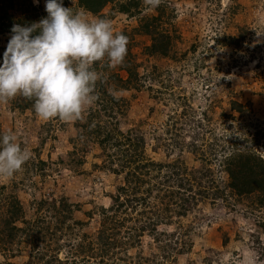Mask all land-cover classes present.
Masks as SVG:
<instances>
[{"label":"rangeland","instance_id":"rangeland-1","mask_svg":"<svg viewBox=\"0 0 264 264\" xmlns=\"http://www.w3.org/2000/svg\"><path fill=\"white\" fill-rule=\"evenodd\" d=\"M68 1L75 9V0ZM137 1L141 6L139 14L134 17L119 14L114 5L109 6L116 13L111 18L116 32L130 31L138 26L140 19L157 15V9L146 10L142 0ZM31 3L37 4L36 0ZM161 6L165 12L157 27L170 36V56H148L145 51L151 43L150 37L138 34L129 42L131 53L137 57L136 62L142 63L139 69L141 78H145L139 81L141 86L138 88L117 93L128 101L127 115L120 127L123 131L129 126L142 129L147 141L145 153L154 160L179 159L184 163L188 177L199 168L209 167L219 183L225 177L218 166L220 153L217 160L213 159L209 145L216 144L215 151L219 152L235 133L228 123L222 126L218 122L223 107L227 110L228 100L251 101L254 123L264 129V0H163ZM17 8L11 10L15 16ZM86 15L89 20L96 19ZM239 29H247L241 47L218 42L223 37H237ZM11 37L10 34H0V48L4 53ZM112 72L125 78L118 66ZM96 102L90 108L95 109ZM72 123L58 118L41 120L29 110L20 112L11 108L9 103L0 104V134L14 133L17 141L22 140L23 147L26 146L31 153L27 165L12 178L0 180V187L4 185V192L9 193L11 184L17 182L18 198L33 219L46 210L31 207L33 200L41 202L46 199L55 203L63 198L71 205L79 204L80 210L73 213V219L83 223L81 234L93 238L102 225V218L95 209L109 206V195L116 193L122 178L100 167L103 156L93 144L87 148L79 169L74 171L59 164L69 160L68 154L72 150L69 139L75 135ZM42 125L50 132L48 138L44 134L43 144L38 133ZM222 135L226 137L220 138ZM194 137L197 150L191 152L189 143ZM158 138L179 140L185 142V146L168 157L162 149L154 151V139ZM254 150L264 157V136ZM40 160L44 166L32 170L30 162ZM130 210L128 213H132ZM89 211L95 213L88 216ZM245 211L249 218L244 217ZM259 213L264 216V211L251 213L247 207L235 204L232 198L198 203L185 216L173 218L170 225L158 227V231H164L166 235L163 248L159 250L157 247L160 246L147 236L137 242L126 236L125 229L131 225L126 222L120 233L124 244L118 243L116 254L104 262L129 264L138 253L149 256L158 251L159 258L154 264H264L262 245L258 246L253 237L260 233L253 222L259 219ZM62 235L61 244L65 246L61 248L59 259L68 258L70 264L72 255H76L79 239L69 243L65 230ZM224 237L228 241L226 245L223 244ZM259 237L264 244V235ZM183 240L187 244L179 253ZM17 247L14 255L1 252L0 264H39L30 255L33 246L29 242L23 239ZM44 247V244L39 246ZM164 256L167 258L162 259ZM85 261L88 263H83L80 256L74 257L75 264L96 263L94 260H91L93 263Z\"/></svg>","mask_w":264,"mask_h":264},{"label":"trees","instance_id":"trees-1","mask_svg":"<svg viewBox=\"0 0 264 264\" xmlns=\"http://www.w3.org/2000/svg\"><path fill=\"white\" fill-rule=\"evenodd\" d=\"M63 4L65 7H70L68 0H63ZM111 4L114 5L116 12L127 17L139 14L138 8L141 6L137 0H75L73 10L82 9L86 14L96 18L111 19L116 14L112 8H109ZM45 5L46 0L43 2L40 0L36 5H33L31 0H0V34L12 36L14 25H29L46 18L48 13ZM15 7H18L14 10L18 13L17 16L11 13ZM157 11V15L140 19L138 26L131 28L130 31L120 32L129 38V42L138 34L150 37L151 43L145 52L151 58L168 57L171 49L169 34L157 27L165 11L162 6L157 8ZM246 31L247 29H239L237 37H223L218 42L239 48L244 41ZM127 47L125 62L118 66L125 73V78L121 77L120 73L112 72L115 68H109L106 60L94 65V69L100 75L95 89L97 107L88 109L84 118L73 121L75 135L69 139L72 144V150L68 154L69 160L59 163L74 171L79 169L87 148L93 144L103 156L100 167L117 177L121 176L122 183L117 185L116 193L109 195V206L95 209L102 218L100 229L95 232L93 238L85 233L81 234L83 223L73 219V213L80 210V205H71L63 198L55 203L46 199L41 202L33 200L31 207H37L38 210L46 209L39 217L33 219L24 210L17 194L18 183L14 182L10 186L9 193L4 192V185L0 187V253L14 255V249L18 248L17 246L24 239L33 246L30 255L39 264H69L68 258L59 259L61 248L65 246L61 244V238L64 236L62 233L65 230L69 243L79 239L76 255H72L70 264H75V256H80L83 263H88L85 261L87 259L89 262H96L93 264H105V260L109 261L106 258L111 260L116 254L118 243L124 244L120 233L126 222L131 223L125 229L126 236L134 238L136 242L147 236L160 246L157 247L159 250L163 248L162 241L166 235L164 231H158V227L170 225L173 218L185 216L198 203L205 201L214 203L219 199L227 201L232 198L235 204L239 203L247 207L251 213L253 211L263 213L264 157L254 148L259 146L264 136V129L254 123L252 118L254 106L251 101L241 102L231 98L227 102V110L223 107L218 117L219 124L225 126L228 123L229 128L235 132L219 152L215 151L216 144L209 145L213 159L217 160V154L220 153L217 161L220 173L225 176L224 180L218 183L209 167L199 168L188 177L181 160L159 162L145 153L147 141L142 129L127 126V130H121V122L127 115L128 101L117 93L122 94L130 88H138L141 86L139 81L145 78H141L139 73L142 63L136 62L137 57L131 53L129 43ZM3 56V49L0 48V66L3 64ZM33 103L34 101L22 96L9 102L11 108H17L20 112L29 110L35 113ZM177 122L178 120L173 124L174 130ZM198 125L201 126L200 123ZM166 128L169 132V128L167 126ZM42 129L38 131L42 136L41 144L46 139L45 135L48 138L50 133L45 125H42ZM2 136L1 133L0 138ZM225 137L220 136V138ZM195 140L196 137L189 143L191 152L197 150ZM18 143L23 147L22 140ZM154 145V151L162 149L169 157L175 150L182 151L185 142L158 138L156 141L154 139ZM27 163L28 161L25 165ZM42 166L44 162L41 160L37 163L30 162L32 170ZM128 210L133 214L128 213ZM94 213L89 211L87 215L92 216ZM247 214L245 211V218H249L250 215ZM258 218L253 222L258 226L260 233L253 237L258 246L262 245L264 257V244L259 237L260 234L264 235L263 214ZM224 240L223 244L226 245L228 242L226 237ZM41 244H44L45 247L42 248L44 250L39 248ZM49 244L53 247L51 248ZM182 244L179 253L184 251L187 243L183 240ZM157 252L149 256L138 253L129 264H154L159 258Z\"/></svg>","mask_w":264,"mask_h":264},{"label":"clouds","instance_id":"clouds-1","mask_svg":"<svg viewBox=\"0 0 264 264\" xmlns=\"http://www.w3.org/2000/svg\"><path fill=\"white\" fill-rule=\"evenodd\" d=\"M38 3V0H36ZM163 0H142L146 10ZM46 18L16 24L0 66V104L17 97L34 101L41 120H79L97 100V62L121 66L129 38L116 32L108 18L89 20L84 10L65 7L63 0H46ZM30 151L8 132L0 138V180L12 178L30 159Z\"/></svg>","mask_w":264,"mask_h":264}]
</instances>
